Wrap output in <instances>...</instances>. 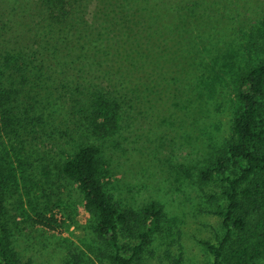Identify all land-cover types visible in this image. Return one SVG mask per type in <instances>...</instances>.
Returning a JSON list of instances; mask_svg holds the SVG:
<instances>
[{"label":"rangeland","instance_id":"374dc122","mask_svg":"<svg viewBox=\"0 0 264 264\" xmlns=\"http://www.w3.org/2000/svg\"><path fill=\"white\" fill-rule=\"evenodd\" d=\"M155 1L162 24L172 29L162 30L160 45L167 51L160 64L135 74L140 75L137 87L129 71L110 67L111 58L82 53L71 63L73 57L59 39L64 33L53 24L45 35L39 23L45 13L41 0H0V60L20 53L17 63L11 61L7 82L23 88L21 99L33 95L32 101L45 104L50 113L45 124L24 133V143L17 137L5 139L9 152L17 148L24 162L25 179H18L7 204L9 232L24 260L76 264L68 252L71 244L81 264H117L109 256L111 245L95 232L96 214L85 206L84 193L60 171L86 144L99 148L102 181L135 227L134 235L123 226L118 232L125 256L132 255L149 225L145 210L152 203L161 206L162 213L141 255L143 264H172L180 254L183 264H210L212 255L204 242L217 243L225 236L217 211L225 205L227 186L220 179L205 181L201 173L232 141L239 74L264 61V0ZM96 6L89 0L88 18ZM177 6L203 19V28H208L203 41L191 40V34L179 31L178 22L165 19ZM197 31L194 28L193 35ZM55 42L65 47L59 54H54ZM192 45L200 51L197 56L188 53ZM144 53H150L147 45ZM20 62H32V67L18 68ZM77 81L85 84L83 90H75ZM95 93L119 102L116 126L106 134L94 130L86 111ZM46 205L65 220L58 229L34 222L35 212ZM251 236L248 231L236 234L224 257L237 244H249Z\"/></svg>","mask_w":264,"mask_h":264},{"label":"trees","instance_id":"16d2710c","mask_svg":"<svg viewBox=\"0 0 264 264\" xmlns=\"http://www.w3.org/2000/svg\"><path fill=\"white\" fill-rule=\"evenodd\" d=\"M97 6L92 10L91 17H87L89 0H41V11L45 13L39 20L47 35V30L54 24L64 34L59 38L65 43L61 48L59 42L54 44V54L66 49L67 55L73 57L75 63L82 53L87 56L111 58V68L129 71L135 85H140V75L135 76L146 66L155 69L161 60V54L167 48L160 45L163 29H172L168 24H162V14L155 11V0H95ZM25 3L21 5L22 9ZM176 6V5H174ZM194 7V6H193ZM20 6H14L18 10ZM171 10L165 19L180 24L179 31H184L203 41L208 28L199 15L190 11ZM190 13V14H189ZM191 16H195L194 22ZM44 22V24L42 23ZM165 25V26H164ZM164 26V27H162ZM178 26V25H177ZM177 26L174 27L177 30ZM162 27V28H161ZM53 28V27H52ZM194 28L197 33L193 35ZM63 30H66L65 32ZM167 32V31H166ZM44 35V38H45ZM49 40V39H48ZM47 41V40H46ZM80 44L81 52L78 45ZM149 47V54L145 56L144 47ZM85 50L84 52H82ZM197 56L200 51L192 45L188 53ZM17 54H20L17 52ZM17 54L9 53L17 63ZM125 56V57H124ZM115 59H114V58ZM121 59H124L122 63ZM9 56L0 60V264H33L31 258L24 260L17 248L16 240L9 232L8 203L14 195L18 179H25L24 162L16 152L10 153L6 137L25 142L24 133H28L36 126L45 124L47 106L37 103L33 95L30 100L21 99V91L7 82V74L11 65ZM69 64L68 61H65ZM194 64L196 62L193 61ZM18 68H30L32 62L17 64ZM44 63L41 61V67ZM72 66V65H71ZM38 67V65L34 66ZM84 71V66L73 65ZM84 68V69H83ZM135 76V77H134ZM24 77V75H23ZM136 78V79H135ZM132 79H127L132 81ZM75 90H83L85 84L77 81ZM81 87V88H80ZM25 88V87H24ZM48 93V92H47ZM49 101V96H45ZM81 100H76V103ZM85 102V101H84ZM94 102V103H93ZM82 103V102H81ZM236 112L233 116V138L229 142L225 153L219 155L211 167L202 171L205 181L222 180L227 188L224 192L225 205L217 211L223 217L225 236L219 242L205 241L204 244L212 255L210 264H262L264 260V61L251 65L239 74L236 82V94L233 99ZM119 102L110 99L103 93H95L89 103L87 112L90 124L100 134H106L115 128ZM62 175L76 183L84 193L85 206L96 214L95 232L97 236L109 243L112 250L110 258L117 264H143L141 255L145 245L150 241L152 227L157 226L162 207L152 203L145 210L149 222L147 228L140 233V242L133 248L131 256L120 252L118 232L123 226L131 235L135 234V227L131 222L128 211H121L112 195L107 191L102 181L99 162V148L95 144H86L75 151L61 165ZM34 222L48 229H58L65 220L59 219L48 206L37 210ZM252 232L249 244L240 243L232 247L224 257L227 243L238 233ZM69 254L79 263L78 254L73 252V246L68 244ZM74 254V255H73ZM172 264H183V256L172 259Z\"/></svg>","mask_w":264,"mask_h":264}]
</instances>
